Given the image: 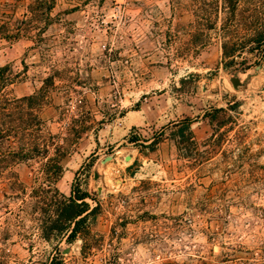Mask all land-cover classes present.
I'll use <instances>...</instances> for the list:
<instances>
[{
    "label": "rangeland",
    "instance_id": "374dc122",
    "mask_svg": "<svg viewBox=\"0 0 264 264\" xmlns=\"http://www.w3.org/2000/svg\"><path fill=\"white\" fill-rule=\"evenodd\" d=\"M259 28L264 0H0V66L21 73L7 91L54 77L46 130L73 140L89 126L56 186L69 196L78 177L101 206L88 249L47 241L46 159L0 166V264H48L56 246L64 264H264V57L247 52ZM225 41L249 45L229 69ZM233 100L216 144L214 108Z\"/></svg>",
    "mask_w": 264,
    "mask_h": 264
},
{
    "label": "trees",
    "instance_id": "16d2710c",
    "mask_svg": "<svg viewBox=\"0 0 264 264\" xmlns=\"http://www.w3.org/2000/svg\"><path fill=\"white\" fill-rule=\"evenodd\" d=\"M52 2L48 9L53 8ZM238 0H224V7H229L233 12L236 10ZM255 37L247 48V52L264 57V28L257 29ZM248 44L225 41L222 44L224 68L229 69L236 62L237 53L246 49ZM244 69L249 66H244ZM27 66L22 71L25 73ZM21 77V73L14 72L11 64L0 66V166L5 170L15 164L31 160L41 156L40 169L43 172V184L41 192H44L42 199L37 201L43 203V218L40 220L42 237L47 240H65L73 243L82 238L84 241L83 250L89 248L88 238L92 233V226L100 212L101 206L98 202L92 206L88 201L92 195L88 190H83L75 177L72 190L69 196L60 192L56 183L62 177L65 166L62 164L64 157L70 153L71 147L82 137L89 126L76 130L75 138L67 140L59 135H54L46 130L47 120L42 117V109L49 103V92L46 84L54 82V77L45 78L44 85L32 94L21 97L11 96L7 91L10 84ZM228 107L214 108L213 122L215 128L212 134L216 144L220 142L230 131L235 128L237 120L232 111H238L239 101H229ZM220 116L223 118L220 119ZM82 123H85L84 120ZM180 143L189 142L193 146L194 132L192 120L187 118L183 121L178 130ZM62 140V141H61ZM187 146V156L192 157L197 149L195 146ZM55 152L50 155V149ZM78 176V173H77ZM35 197H38L36 195ZM55 254L48 264H64L62 250L58 246Z\"/></svg>",
    "mask_w": 264,
    "mask_h": 264
},
{
    "label": "water",
    "instance_id": "95a60500",
    "mask_svg": "<svg viewBox=\"0 0 264 264\" xmlns=\"http://www.w3.org/2000/svg\"><path fill=\"white\" fill-rule=\"evenodd\" d=\"M232 81L235 84V86H238L240 84V79L238 77L232 78Z\"/></svg>",
    "mask_w": 264,
    "mask_h": 264
}]
</instances>
